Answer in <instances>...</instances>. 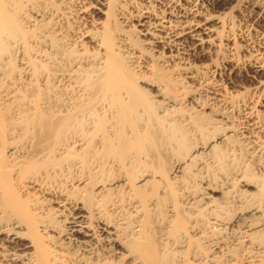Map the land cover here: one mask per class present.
Masks as SVG:
<instances>
[{"label": "bare ground", "instance_id": "obj_1", "mask_svg": "<svg viewBox=\"0 0 264 264\" xmlns=\"http://www.w3.org/2000/svg\"><path fill=\"white\" fill-rule=\"evenodd\" d=\"M240 153L264 161V0H0V264H264Z\"/></svg>", "mask_w": 264, "mask_h": 264}, {"label": "rangeland", "instance_id": "obj_2", "mask_svg": "<svg viewBox=\"0 0 264 264\" xmlns=\"http://www.w3.org/2000/svg\"><path fill=\"white\" fill-rule=\"evenodd\" d=\"M93 17L97 18L98 15L92 16V17L90 16V18H93ZM101 18L102 17H99V19H101ZM111 24L114 25V22L112 20H111ZM123 28H124V26H123ZM223 57H224V51L222 53H220V55L218 57V61L223 62L222 61ZM169 75H172V73L170 72ZM189 85H190V89H192V91H190V93L187 95H185V93L182 92V98L183 99L181 101H183L185 103H188L190 101L189 100L190 98L197 97L200 94L199 90L196 89V86H197L196 84H189ZM194 105H196V104L193 103V106ZM204 109L206 110L208 108L204 107ZM263 165H264L263 159H260L258 157H249L243 153H240V154L236 155L235 161L232 164V166L230 168H228V170L223 171V175H224L223 179L226 178L225 180L229 183V185H232L233 189H234L233 194L228 199H226L227 207L230 211L237 209L239 204H240L238 202V198H239L238 193H239V189H240V183H239L240 182L239 181L240 176H239V174H242V175H245L248 177H254L256 179L262 178V176L264 175V171L262 170V169H264ZM196 167H197V165L193 168H196ZM219 172H220L219 170L217 171L216 169H211L210 174H208L209 178L204 177V175H203L204 178L200 177L199 179L196 180L195 185H196V183L198 185L196 187L200 188L201 185H205L204 182H206L207 178L208 179H214L215 177H219V175H218ZM191 190H193V188H191ZM192 192L195 193V196H197L198 193H196V191H192ZM199 204H201V202ZM191 256H192V254H191L190 250L185 251V257L187 259H191Z\"/></svg>", "mask_w": 264, "mask_h": 264}]
</instances>
